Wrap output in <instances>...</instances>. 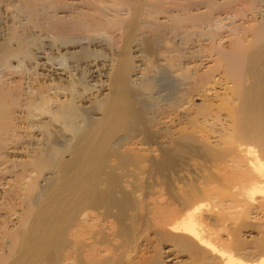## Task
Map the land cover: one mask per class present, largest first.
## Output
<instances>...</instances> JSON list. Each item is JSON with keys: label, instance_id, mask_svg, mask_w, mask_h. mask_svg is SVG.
<instances>
[{"label": "bare ground", "instance_id": "bare-ground-1", "mask_svg": "<svg viewBox=\"0 0 264 264\" xmlns=\"http://www.w3.org/2000/svg\"><path fill=\"white\" fill-rule=\"evenodd\" d=\"M0 14V264H264V0Z\"/></svg>", "mask_w": 264, "mask_h": 264}, {"label": "rangeland", "instance_id": "rangeland-1", "mask_svg": "<svg viewBox=\"0 0 264 264\" xmlns=\"http://www.w3.org/2000/svg\"><path fill=\"white\" fill-rule=\"evenodd\" d=\"M3 16L0 14V21L1 22H3V23H0L1 25H0V28H2L1 26H4L3 24H4V20H3V18H2ZM3 20V21H2ZM221 20V21H220ZM220 20L218 21V25H226V26H231V25H236V24H239L240 23V21H239V19L237 20V18H235L233 15H231V14H223L222 16H220ZM239 21V22H238ZM221 22V23H220ZM223 23V24H222ZM246 24L248 25L249 24V22H246ZM46 38V37H45ZM45 38H43V40L39 43V42H37V41H32L31 43H32V45H31V43H30V48L32 49V51H34L37 47H39V45H40V47L41 46H43V49L45 50V51H47L48 53L51 51V49H49V47H47V46H49L50 44H51V39L49 40V37L47 38V39H45ZM33 43H36V44H38V45H36V44H33ZM44 44V45H43ZM45 46V47H44ZM35 47V48H34ZM48 48V49H47ZM49 50V51H48ZM52 53H54V54H51L50 53V56H53V57H51V61H50V63L51 62H54V67H55V65H56V67L58 66V67H63V68H65V67H69L68 69H70V70H73V66H70V63H69V59H67L66 57L67 56H65V57H63L61 54L59 55V54H57V52H56V50L55 51H51ZM56 53V54H55ZM55 55V56H54ZM57 57V58H56ZM61 57H63V59L61 58ZM103 56H101V58H102ZM34 59H30L29 61H27V63L25 62V61H21V62H16V61H14V63H12L11 65H13V66H11L10 65V67H11V69L8 67V68H5V69H1V70H4V71H2V73L3 74H5V72H8L9 73V71L11 70V71H13V72H11L10 71V73H14L13 75H11V74H7V76H5L4 77V80H6V77L8 78L7 80H6V82H9L8 80H12V83H15V81L16 80H19V70H21V67L23 66H25V68L27 69L28 68V70H30V71H28L29 73H31V72H33V65H32V63H34V61H33ZM23 62V63H22ZM32 62V63H31ZM67 62V63H66ZM29 63H31V64H29ZM27 65V66H26ZM32 68H31V67ZM1 68H4V67H1ZM7 69V70H6ZM31 69H32V71H31ZM16 72V73H15ZM14 80V81H13ZM215 80H219V76H216L215 77ZM86 82V81H85ZM88 82V81H87ZM213 84L214 83H212V86H213ZM84 85H85V87H84V91H85V93H88V94H90V93H94L95 91H96V89L98 88V84L97 83H94V82H88V83H84ZM219 85V84H218ZM217 84H215L213 87L211 86H209V88L207 89V91H206V93H207V95H206V93H205V95L203 96V95H193V97L191 98L192 100V102L194 101L195 103H201L203 100H204V98L205 97H209V98H214V96H217V92H222L223 90H222V87L219 85L218 86ZM85 89H89V91L88 90H85ZM88 91V92H87ZM94 91V92H93ZM181 112H185L184 111V109L181 111ZM168 121H169V119H167V123H168ZM34 129H36L35 127H34ZM27 131V130H26ZM24 131V130H22V132H23V135L25 134L26 135V133L28 132V133H31L32 131H36V130H29V131ZM37 131H41V130H37ZM62 140V139H61ZM58 141V142H65V140H62V141ZM62 142V143H63ZM11 161V162H10ZM9 161V165H8V167H9V169L11 168V169H13L14 171H17L19 168L17 167V162H13V160H10ZM18 168V169H17ZM17 169V170H16ZM10 215V214H9ZM15 218L17 217L16 215H13ZM13 216H10L11 218L13 217ZM13 217V219H15Z\"/></svg>", "mask_w": 264, "mask_h": 264}]
</instances>
